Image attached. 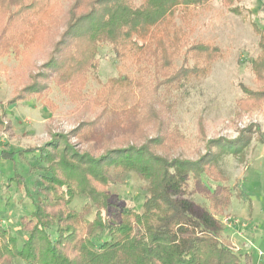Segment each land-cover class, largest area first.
Here are the masks:
<instances>
[{
  "label": "trees",
  "instance_id": "trees-1",
  "mask_svg": "<svg viewBox=\"0 0 264 264\" xmlns=\"http://www.w3.org/2000/svg\"><path fill=\"white\" fill-rule=\"evenodd\" d=\"M208 1L73 0L65 9L61 0H0V57L11 49L22 50L26 57L27 51L44 50V66L55 71L53 80L60 88L71 83L75 87L88 69L96 67L98 43L111 45L124 64L121 75L106 82L94 118L76 130L79 137H95L101 146L109 145L102 152L94 154L95 147L80 151L62 134H52L36 148L0 150V157L7 159L32 152L30 169L37 171L34 194L16 172L5 184L14 182L31 199L33 209L19 218L25 232L20 245L0 223V264H240V254L221 238L217 215L229 204L231 193L225 179L209 169L210 150L195 160L167 156L185 144L179 142L180 135L162 129L164 115L152 111L149 98L157 91L155 84L202 76L220 56L209 41L190 40L189 30L175 21L178 16L188 22L194 7ZM241 1L220 3L230 12L249 14ZM250 23L259 36L251 72L263 83L264 27L251 19ZM181 53L182 66L172 69L174 57ZM42 87L34 80L26 93L41 95ZM263 100V87L245 88L238 102L247 108ZM156 127L157 134L148 138V129ZM220 141L214 140L217 145ZM156 148L161 153L154 152ZM130 171L145 181L139 211L123 205L110 188ZM189 181L208 201L199 212L187 196ZM77 194L89 201L81 210L69 205Z\"/></svg>",
  "mask_w": 264,
  "mask_h": 264
},
{
  "label": "rangeland",
  "instance_id": "rangeland-1",
  "mask_svg": "<svg viewBox=\"0 0 264 264\" xmlns=\"http://www.w3.org/2000/svg\"><path fill=\"white\" fill-rule=\"evenodd\" d=\"M61 1L66 9L73 0ZM241 3L249 14L244 10L241 16L228 11L220 0H209L194 7L187 16L188 22L175 17L178 25L189 30L190 40L209 41L217 47L220 56L202 76L190 75L184 81L175 80L165 86H156L153 82V89L157 91L149 94V98L152 111L164 115L162 129L174 137L180 135L179 142L185 144L171 149L167 156L195 160L210 150L209 169L225 179L231 197L227 207L217 215L223 227L222 240L240 254V264H264V100L256 107L247 108H241L238 102L245 96V88L264 89V81L258 83L250 67V60L259 51V36L250 19L260 28L264 27V0H242ZM38 35L35 37L40 38ZM96 49V67L88 69L75 87L71 83L64 89L53 80L55 71L44 66L48 59L44 50L43 53L27 51L26 57L22 50L11 49L0 57V150L36 148L52 134H62L80 151L95 147L94 154L109 146H101L95 137H79L76 131L94 118V107L98 106L97 100L106 82L119 77L124 65L111 45L98 43ZM183 57L182 53L174 57L172 69L182 66ZM187 64L191 66L193 59L189 58ZM34 80L43 83L41 95L26 93V86ZM158 131L157 127L148 129V138ZM217 139L221 140L218 145L214 142ZM113 144L116 143L110 145ZM154 152L161 153V150L156 148ZM32 154L0 157V223L10 228L17 245L25 237L19 218L28 215L33 204L14 182L7 187L5 184L16 172L23 176L29 192L35 193L37 171L30 169ZM204 178L214 185L208 176ZM144 185L145 181L130 171L110 188L120 196L123 205L139 211ZM187 196L194 201L196 212L208 207V201L195 191L191 181ZM86 202H89L86 196L77 194L69 205L81 210Z\"/></svg>",
  "mask_w": 264,
  "mask_h": 264
}]
</instances>
